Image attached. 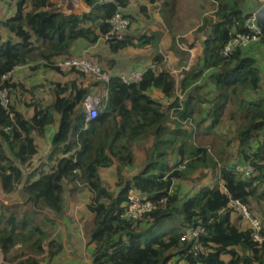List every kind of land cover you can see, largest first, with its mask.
I'll return each mask as SVG.
<instances>
[{
  "label": "trees",
  "instance_id": "16d2710c",
  "mask_svg": "<svg viewBox=\"0 0 264 264\" xmlns=\"http://www.w3.org/2000/svg\"><path fill=\"white\" fill-rule=\"evenodd\" d=\"M12 1L14 16L0 20V27L9 32L0 43V90H10L8 111L0 106V194L7 198L20 192L24 203L13 209L0 202V254L6 264H41L43 259L51 264L63 250L60 240L50 237L57 221L66 217V195L83 191L89 195L85 211L91 224L85 227V237L94 246L92 264H264V244L254 243L251 229L242 230L231 220L237 213L231 202L264 219V75L247 49L221 55L234 31L246 32L244 20L259 2L212 0L211 13L192 34L202 38L201 55L181 71L177 87L162 56L156 55L137 84H123L111 70L107 83L94 81L83 87L75 80L49 82L55 99L43 105L31 97L42 85L26 89L12 80L17 72L8 80L2 77L18 66L60 73V68L47 64L76 59L74 49L81 42L93 46L103 40L108 53L115 55L124 49L156 47L161 35L135 36L126 30L121 40H104L110 31L107 21L116 13L135 22L125 12L131 0H84L89 11L80 15H65L50 0ZM134 1L161 2L160 16L167 23L177 3ZM179 45L194 44L185 38L171 41L174 54L188 57ZM69 74L81 79L87 75L73 69ZM101 86L107 92L103 106L96 119L85 123L83 99ZM205 87L207 92L201 94ZM153 90L159 92V100L151 97ZM25 94L32 101L25 102L32 110L28 119L16 109V97L20 100ZM55 123L47 160L33 168L36 140L45 139L46 129ZM219 127L226 129L221 135ZM211 136L215 145L201 142ZM148 141L145 164L124 178V168L135 165L133 149ZM115 164L111 188L116 193L99 173ZM247 165L252 168L248 177L235 169ZM207 171L211 185L182 198L175 182H201ZM196 173L200 176L193 178ZM129 195L156 207L140 220L121 217ZM164 226L171 228L169 233L143 241ZM186 228L203 231L198 243L204 253L195 256L193 244L180 241Z\"/></svg>",
  "mask_w": 264,
  "mask_h": 264
},
{
  "label": "rangeland",
  "instance_id": "374dc122",
  "mask_svg": "<svg viewBox=\"0 0 264 264\" xmlns=\"http://www.w3.org/2000/svg\"><path fill=\"white\" fill-rule=\"evenodd\" d=\"M54 1H55L54 4H56L55 6L57 7V5H60L59 2L61 1V3H62L64 0H54ZM66 1H69L71 3V5H66V7L69 6L68 8L73 9V11H68V9L62 10L63 5H61V8L57 7L60 12L63 13V11H64V13L66 15H70V14L80 15V14L87 13V12H84V10L78 9V6H83L85 4L84 0H66ZM252 1H254V0H249V2L251 4H253ZM63 4H65V3H63ZM138 4H140V5H138ZM144 4L145 3L142 1H139V2L134 1V0L130 1V4L128 5V9H127L128 10L127 14L129 13L135 19V22H133V23L130 22V27L128 28L127 32H130V33L132 32V33H134L135 36H141L142 34H145V33L147 35H150L151 32H159L161 35V39L158 42L156 47L149 46L148 49H146V48H143V49H124V50L118 52L117 54L113 55V54L108 53L107 47L104 44L103 40H100L97 44L93 45L92 47H90L86 43L81 42V43H78V45L75 49V56H76L75 58L76 59H82V58L86 59L87 58L91 63L98 65L101 68V70L103 72H105L107 75L111 71H114L115 74L117 73L118 76H121V75H129L133 71H138V70L141 71L142 66L143 67L146 66L145 60L146 61H152V59L156 55H161L163 58L164 68L175 79L176 87H177L178 82L182 78L181 72L178 71V73L177 72L173 73L169 70V67L172 68L173 66H176L175 64H179L180 62H182L183 64L187 63V61H188L187 59L189 58V55H188V57L186 56L183 59L178 60V62L177 61L174 62V60H171V59H165L166 55H168L170 57L175 56V58L179 57L177 55H174L172 50H170L168 52H164L165 49L162 46V43L164 42V40H162V38H164L165 34H166V36L170 34V33L167 34L165 32V30H167V31L170 30L175 35H177V34L182 35V34H186V33L188 34V32L194 26L199 25V22H200L199 20H201L202 17L211 13V5L213 4V1L212 0H177L176 6H175L174 11H173L174 15L171 16L168 23L165 20H163V18L160 16L161 14H160L159 10L162 6L161 2H156L154 5H149V4L144 5ZM138 6H144L146 11L144 13H142L139 10ZM173 18H175L176 23L174 21L172 23H170L173 20ZM134 25H135L134 28H136V29L133 30ZM133 31H135V32H133ZM197 38H199V39H197ZM200 38H201V36L200 37L194 36L192 38L193 44L195 43V40H197L196 41L197 43L200 42L201 41ZM197 47H198V45H197ZM135 51H137L138 54H140L142 52L143 55L133 56V55H135ZM259 53L263 56L262 52H259ZM192 54H193L192 58L195 59L197 54H195V52ZM248 55H250L253 58L256 57L254 52H250ZM147 58L149 60H147ZM150 58H151V60H150ZM194 59H192V60H194ZM63 61H65V60H57V63L63 62ZM132 63H133V65L134 64L136 65L133 67L135 70H132L133 68H131ZM194 63L195 62H192V65ZM150 64H151V62H150ZM256 64H258L261 71L263 72L264 71V60L262 58L260 59V61L256 59ZM138 66H140V67H138ZM26 68H24V69H26ZM137 68H141V69H137ZM40 70H43V68H40ZM61 71L62 72H60V73H56V74H59V75H57V77H51L52 79H54V81H52V82H58L60 84H65L68 81L75 80L76 82H78V85L88 86L92 82L96 81L94 79L92 80L88 75L85 76L86 77L85 79H81L76 74L70 75L69 70H67L66 68L61 69ZM26 74H27V72H26ZM56 74L54 73V75H56ZM34 76L35 75H32L31 78H33ZM27 78H28V76H27ZM55 78H57L58 81ZM47 80H49V79H47ZM263 85H264V83H263ZM205 92H207V87H205V90H203L201 94H204ZM261 94L263 95V93H261ZM89 95H98V96H100V97L102 96L104 98L106 96V91L104 89V86H101L99 88V91L94 90L92 93H89ZM150 95L153 99H157V100L160 99L159 92L156 90H153L152 92H150ZM35 96L36 95H34V96L32 95L31 97L36 99V100H39V97H35ZM49 96H50V94L46 95V97L44 99L41 98L42 102L45 103L44 100L47 102L48 99L50 98ZM176 96H178L179 98H182L180 91H177ZM31 97H30V94H25L23 96V98L20 97V100H25V102H29ZM248 97H251V96L248 95ZM248 97L245 96V98L247 100H250ZM30 102H32V101H30ZM22 103H23V101H22ZM25 105H24V107L26 109H28ZM82 111L85 112L84 109ZM224 125L225 126H223V127L226 128L227 124L225 123ZM223 127H219V129H217L218 135H221L225 132L226 129ZM221 128H223V129H221ZM260 140H261V138H260ZM201 142H203V143L208 142L209 144L211 142L213 143L212 136L201 139ZM149 146H150V141L146 142L142 148H135V154H138V157H136L138 159L136 161L137 165H134L131 168H129V167L124 168V171H123L124 172L123 173L124 178H130L131 176H133L134 174H136L139 171V169L142 165L145 164L144 162L147 159V155H146L145 151ZM142 153H143V155H142ZM141 155H142L143 159L141 158ZM174 161L172 159L171 162L174 163ZM138 165H140V167H138ZM116 172L117 171H115V175L114 174L109 175L108 172L103 175V178L105 179L104 184L106 186H108L109 188L113 187V185L115 183L114 180L116 179ZM25 174H26V172H25ZM206 174H207V177L203 178L202 181L198 182V183L195 181H190V182H188V181H176L175 186L179 187L180 193L182 194L181 195L182 198L186 195H191L192 193L197 191V189L200 188L201 186L211 185L210 173L207 171ZM198 176H200L199 173L192 175L193 178H196ZM111 189H113L112 192H114V193L117 192L116 188H111ZM83 193H87V192L83 191L81 193L73 194L72 197L70 196V198L67 195L66 205H68L70 203L69 206L71 207V209L67 212V214H65V216L69 220L68 221V224L70 225L69 228L71 229L73 225H79L80 226L79 228L83 231V234L85 236V227L86 226L90 227L91 223H90V218L87 216L86 211H85V206L88 204V197L86 199H83L84 198V197L82 198ZM1 201L4 204L9 205L13 209H16L19 206H21V204L24 203V198L20 192H17V193H15V194L7 197V198L3 197V195L0 194V202ZM234 215L238 216L237 213ZM254 216L260 222L264 223V219L262 216H258L257 214H255ZM63 220H64V218L62 220L57 221V225L55 226V228L51 232L50 239L56 238V232L60 233L61 231H64V230L66 231V233L69 232V230L65 228ZM241 221H242L241 219H240V222H239V220L235 219L234 222L237 225L242 226ZM48 228H50V226H48ZM170 229H171L170 227L166 228L164 226L161 229L152 231L151 233H148L144 236L143 241L145 242V240H150L152 238L158 237L161 234H167L170 232ZM85 239H87V238L85 237ZM42 261L43 262L41 264H47L44 259ZM0 264H6V261L3 260L2 255H0ZM52 264H57V261L52 263Z\"/></svg>",
  "mask_w": 264,
  "mask_h": 264
},
{
  "label": "crops",
  "instance_id": "0c3cea01",
  "mask_svg": "<svg viewBox=\"0 0 264 264\" xmlns=\"http://www.w3.org/2000/svg\"><path fill=\"white\" fill-rule=\"evenodd\" d=\"M50 2L52 4L55 3L54 0H50ZM63 3H65V4H63ZM59 4L60 5H57V7L61 8V5H63L62 10L68 9V11H73V9L68 8L69 6L66 7L67 4L71 5V3L69 1L64 0L62 3L60 1ZM54 5H56V4H54ZM144 5H147V4H144ZM78 9L84 10V12L89 11V7L86 4H84L83 6H78ZM127 9H128V7L125 9V12L128 11ZM26 11H28V9ZM15 12H16V1L8 0V1L4 2V1L0 0V20L1 21H5L8 18H11L12 16H14ZM63 13H64V11H63ZM173 21L176 23L175 18H173V20L170 23H172ZM199 21H200L199 22V25H200L201 20H199ZM199 25L194 26L188 32V34L186 33V34H182V35H179V34L175 35L170 30L169 31L165 30V32L167 34L170 33L171 35L169 34L166 36V34H165L164 38H162V40H164V42L162 43V46L165 49L164 52H168L171 50L169 47H170L172 39H174V38L176 40H178L179 38H185V39H187L189 44H193V41H192L193 37H191V36H192L193 32L198 28ZM134 27H135V25L133 26V30L136 29ZM8 37H9V32L1 26L0 27V43L7 40ZM197 39H199V38H197ZM200 40L201 41L198 43L196 42L197 40H195V43H194L192 48H189L186 45H179V49L183 52H186L189 55V58L187 59L188 61L186 63V67H183L179 64H175L176 66H173L172 68L169 67V70L171 72H173V73L177 72L178 73V71L181 72L182 70H187L188 68L193 66L198 61V59L201 55V52H202V45H200L202 43V38H200ZM197 45H198V47H197ZM90 47H92V46H90ZM75 49H74V51H75ZM146 49H148V47ZM246 49L248 50V51H246V52H248V54L250 52H254V54L256 56L255 58L257 60L260 61L261 58L264 60V44H262V42L256 43V44H254L251 47L246 48ZM194 52H195V54H197L195 59L192 58V56H193L192 53H194ZM259 52H262L263 56ZM136 55L138 56V55H143V54H142V52L140 54H138L137 51H135V55H133V56H136ZM174 55H177L179 57L175 58V56L170 57V56L166 55L165 59H171V60H174V62L175 61L178 62V60H181L184 57H186V55H184V53L182 54L180 52H178L177 54L175 53ZM192 59H194V60H192ZM147 60H149V59L147 58ZM150 60H151V58H150ZM150 62L151 61L145 60L146 66H144V67H148ZM192 62H195V63L192 65ZM134 66H136V65H134ZM138 67H140V66H138ZM144 67L142 66V69L141 68H139V69L143 70ZM26 72H27V74H26ZM54 73L56 74V72L50 71V70L48 71L46 69H43L40 71H38V70L31 71L28 68H26V69H23L22 71H18L15 74V76L12 78V80L20 81L25 86L26 89L42 85L41 89H39V90L37 89V91H35V95H36L35 97H39V100L42 101V99H44L46 97V95L50 94V96H49L50 98L48 99V101L46 102L44 100L45 103H43V105H47V104H51V102L55 99V96L52 93L51 85H49L50 84L49 82L54 81V79H52L51 77H57V75H59V74L54 75ZM262 74L264 75V71L262 72ZM32 75H35V76L33 78H31ZM116 75H118V74L116 73ZM27 76H28V78H27ZM47 79H49V80H47ZM55 79H57V78H55ZM57 81H58V79H57ZM83 87H85V86L83 85ZM16 99H17L16 109L18 110V112H20L22 115H24L25 118H27V119L29 117H31L32 116V110L26 109L24 107L25 100H22L23 101V103H22V102H20L18 96L16 97ZM162 101H164V100H162ZM54 117H55V119H58L59 116L55 115ZM56 132H57V123H55L54 125H52L46 129L45 139L37 138L36 144L38 146V154L36 156H34V158L32 160L33 168L39 167L42 163H44L47 160V157L51 151L50 141ZM133 152L135 155V165H137L136 161L138 159L136 157H138V154H135V149L133 150ZM142 155H143V153H142ZM142 155H141V158L143 159ZM138 167H140V165H138ZM115 168H116V164L114 166H112L111 168H108V169H100L99 173H100V176L103 179V181L105 180L103 178V175L105 173L108 172L109 175H113V174L115 175ZM88 196L89 195L87 193L82 194V198L84 197L83 199H86ZM66 197H67V195H66ZM68 197L70 198V196H68ZM69 204L66 205V214L71 209ZM235 219L236 220L238 219L240 222L241 218L239 217V215L238 216H235V215L231 216V220L233 222ZM63 221H64L65 228L68 229L69 232L66 233L65 230L61 231L60 233L56 232V239L60 240L63 250L57 257H55L53 259L52 263L57 261V264H92V252H93L94 246L89 245L88 240L85 239L83 231L79 228L80 227L79 225H73L72 228L70 229L69 228L70 225L68 224L69 220L65 217V219ZM241 223H242V226H240V228L242 230H245L246 228H248L247 222L241 221ZM223 259L225 262L228 261L227 257H223ZM180 264H185V263L181 262Z\"/></svg>",
  "mask_w": 264,
  "mask_h": 264
},
{
  "label": "built area",
  "instance_id": "2783aa9c",
  "mask_svg": "<svg viewBox=\"0 0 264 264\" xmlns=\"http://www.w3.org/2000/svg\"><path fill=\"white\" fill-rule=\"evenodd\" d=\"M7 1V0H6ZM259 3L257 8L244 20L243 27L246 30L244 33H238L234 31L230 39L223 46L221 50V55L223 57H228L233 54L236 50L246 49L252 45L261 42L262 38V28L259 25L256 12L257 10L264 5V0H256ZM69 5V4H67ZM71 7V6H70ZM107 23L110 26V31L105 35L104 40H121L123 34L130 27V20L127 17H124L121 13H116L113 15ZM40 65H46L43 62L38 63ZM49 66L58 67L61 69L66 68L67 70H75L83 74L92 76L96 81L107 83L109 76L101 70V68L91 63L87 58L82 59H71L65 60L63 62H55ZM26 66L15 67L14 70L7 73L2 77V80H8L9 77L13 76L16 72L23 70ZM144 71H133L129 75L118 76L121 82L125 85L137 84L140 82ZM9 89L2 88L0 90V106L8 111L10 106L9 98ZM106 91V90H105ZM107 95V92H106ZM106 96L103 98L98 95H87L82 102V110L85 112V123H88L97 118L98 113L102 108V102L105 100ZM236 171L242 172L245 176H249L252 172L250 166H244L241 168L235 167ZM128 206L124 210V213L121 217L131 219V220H140L144 215L150 213L155 209V205L150 201L143 200L137 195H129L128 197ZM162 204L165 203V199L161 201ZM231 207L235 209L242 221L247 222L248 227L252 231V241L257 244H264V223L260 222L258 219L252 216L248 212L247 208L240 204L239 202H231ZM203 234V231L200 228H186L183 232V235L180 238V241L190 242L193 244L192 249L193 253L196 256L198 253H204V249L198 243V238Z\"/></svg>",
  "mask_w": 264,
  "mask_h": 264
},
{
  "label": "water",
  "instance_id": "95a60500",
  "mask_svg": "<svg viewBox=\"0 0 264 264\" xmlns=\"http://www.w3.org/2000/svg\"><path fill=\"white\" fill-rule=\"evenodd\" d=\"M256 18H257V21H258L259 25L264 30V5L261 6L257 10V12H256Z\"/></svg>",
  "mask_w": 264,
  "mask_h": 264
}]
</instances>
